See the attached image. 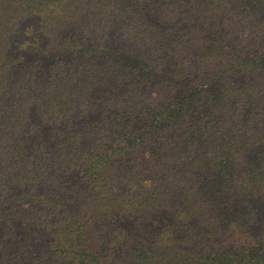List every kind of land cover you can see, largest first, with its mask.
Returning <instances> with one entry per match:
<instances>
[{
    "label": "trees",
    "instance_id": "obj_1",
    "mask_svg": "<svg viewBox=\"0 0 264 264\" xmlns=\"http://www.w3.org/2000/svg\"><path fill=\"white\" fill-rule=\"evenodd\" d=\"M56 1L0 0V28L17 18L8 10L57 22ZM198 2L197 17L160 11L149 29L142 7L150 0H113L127 12L105 15L106 29L93 33L79 11L61 21L78 33L45 29L39 45L28 41L26 54L15 56L0 30V264H158L159 253L172 263L153 244L164 226L177 227L178 239L182 229L200 231L214 208L255 206L254 192L264 187V34L237 39L220 26L233 20L226 8L243 24L264 0ZM175 16L185 24L162 30ZM31 51L57 59L38 67L26 59ZM159 140L172 150L146 151ZM77 173L86 189L68 200L62 190ZM5 199L37 204L15 211ZM163 213L170 215L164 224ZM35 227L40 253L25 245ZM248 252L257 258L260 250ZM202 253L198 264L207 260Z\"/></svg>",
    "mask_w": 264,
    "mask_h": 264
},
{
    "label": "rangeland",
    "instance_id": "obj_2",
    "mask_svg": "<svg viewBox=\"0 0 264 264\" xmlns=\"http://www.w3.org/2000/svg\"><path fill=\"white\" fill-rule=\"evenodd\" d=\"M43 0H39V3ZM110 4L105 6L106 2H100V0H57L56 3L58 5V8L62 12L59 16L60 18L56 21L52 20H45V17H47V13L44 14V20L39 21L40 12H33V13H21L18 10H12L14 11L12 13L11 10H8L6 12V16L12 15L17 16L16 19H9L5 27L0 28L4 34V37L7 41H4L3 47L6 48L7 53L11 56H15L18 54H26L25 48L26 45H28V41H38L39 35L44 33H47L46 30H60L62 35H75L78 33L82 28L78 27L74 24H69L68 26L64 24H61L62 19L67 15H75L79 14V11L82 12V16H85L87 18H91L92 22L90 23V31H94L93 33L102 31L106 29V18L105 15H112V16H121L123 12H127L125 10L126 8H122L123 12H120L119 6H116V4H113V0H109ZM118 1V0H117ZM150 5H144L142 7V13H143V20L145 21V24L149 26V29L153 28V21L157 17V14L160 11H165L166 13H178L182 11L184 13L185 17L194 15L197 17V10H200L201 5L199 6L200 0H191L192 8L189 6V3L187 1L189 0H183L185 2H180L177 0V7L178 9H175V6L172 5V2L174 0H150ZM40 7V6H39ZM203 12L202 10H200ZM236 11V12H235ZM233 10V8H226L227 16H229L232 19H230L227 22H224L220 28L224 32L231 31L232 33L236 32L237 39H239L242 35L246 36L250 33H260L264 34V6L260 5L259 7L251 10L248 13V17L245 20L243 24H240L234 20L233 16H236L235 13H237V10ZM4 12V11H2ZM49 13V12H48ZM225 13V14H226ZM134 14L133 12L131 13ZM205 14H209L208 12ZM15 20V21H14ZM1 21V20H0ZM4 21H2L3 23ZM1 23V26H2ZM14 23V24H13ZM197 21H193L192 24H196ZM213 23V21H212ZM14 25L12 28L8 29V26ZM124 26H121V29H124V33L128 34L129 29L131 28L130 24H127V21H124ZM142 25V28H146V26ZM185 24V20L183 18L179 19L177 16H175L171 22L167 23V28L165 29H171L173 31H178L182 25ZM214 24V23H213ZM199 27H202L199 25ZM205 29L210 28L209 26L203 27ZM44 29V31H42ZM46 29V30H45ZM156 30V29H155ZM158 30H161V28L158 27ZM5 31V32H4ZM3 33L0 34L3 35ZM228 37L230 38L231 35L228 34ZM3 37H0V40ZM44 42H46V39L42 38ZM39 45V41L37 42ZM118 44H121L122 42H117ZM132 41H129L125 43L126 45L131 44ZM115 44V43H112ZM31 49V48H29ZM1 54V51H0ZM26 59H29L33 62L38 63L39 67V61H43L45 63H50L52 61H55L57 59L56 55H53L51 57L49 56H43L39 55V53L31 51L30 54L26 55ZM30 122L34 120L33 116L30 115ZM172 131L166 133L165 135L170 139V134ZM172 139V138H171ZM36 147L39 149V140H36ZM48 141H46L47 143ZM166 142V143H164ZM171 141H156L155 144L152 147L147 148L146 151L150 152L154 150L155 147H158V145H161L159 147V154L162 155L161 148L166 147L165 151L172 150L173 145L170 144ZM166 144V145H164ZM147 153V152H146ZM34 155L39 156L38 153H34ZM32 159L31 157H29ZM4 173L5 170L3 169ZM22 174H27V170H24ZM226 179L233 180L234 177H225ZM4 183V182H3ZM264 183V181H263ZM233 185V183L231 184ZM68 186V185H67ZM11 184L7 186V188H10ZM21 189H25L24 187H19ZM86 189V183L84 179L81 177V173H77L76 176L72 177L69 182L68 188L62 190L64 193V196L68 200H72L71 196H79L81 195L82 191ZM6 190V188H5ZM32 193L35 192L34 189L30 190ZM232 192H229L228 195L234 198V189H231ZM259 196H255L256 199H258L255 202L254 207H246L245 204H238L231 207V210L224 209L222 206L218 208H214L212 215L213 218H209L207 215H205L199 222L200 231L192 232L194 235L187 234L185 229L183 230V237H180L176 239L173 235V231L177 230V227L173 226H164L163 232L160 234L159 238L155 240L153 243L156 247L155 250L160 252V249H163L165 253L169 254V257H172L174 262L169 263L165 254H158L159 262L158 264H198L200 263V256H202V252L208 253L207 260L204 264H264V262H260L259 260L262 259L264 261V187L260 189H256L255 192ZM83 196V195H82ZM84 197V196H83ZM255 199V200H256ZM4 202V207L10 206L11 210L15 211H27L32 210L36 207V202H27V201H20V202H10L7 199L1 200ZM122 222L128 224H132V219L127 220V218H122ZM170 221V215L163 213L161 217V222H167ZM128 225L129 229L131 231L137 232V227ZM39 227H35L34 230L36 233L29 234V236H26V243L25 245L28 246L29 244L32 245V247L29 248L30 252L33 251H40L42 250V241L39 239L40 235L38 231ZM179 228V227H178ZM40 230V229H39ZM187 237V238H185ZM31 238V240H30ZM245 246L244 248H241V246ZM107 246V242L103 245V249H105ZM213 246V247H212ZM168 248V249H167ZM214 248V249H213ZM257 248L260 250L259 255L257 258L253 256V254L249 253L248 251L250 249ZM212 250H215L216 252H224L229 251L226 253L225 256L219 257L215 255ZM245 253V255H243ZM248 253V254H246ZM119 256L121 257V253L118 252ZM34 256V255H33ZM252 257V258H251ZM34 258V257H32ZM117 258H115L116 260ZM15 261L16 259L13 258ZM258 261V262H257ZM203 264V263H202Z\"/></svg>",
    "mask_w": 264,
    "mask_h": 264
}]
</instances>
